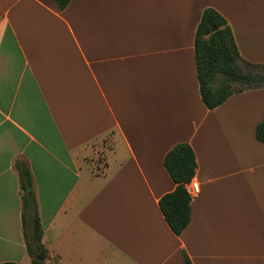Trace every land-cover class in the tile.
Here are the masks:
<instances>
[{"label": "crops", "instance_id": "obj_1", "mask_svg": "<svg viewBox=\"0 0 264 264\" xmlns=\"http://www.w3.org/2000/svg\"><path fill=\"white\" fill-rule=\"evenodd\" d=\"M206 8L264 65V0H0V264H31L25 192L46 264H264V88L205 108L194 38ZM179 143L199 191L176 236L158 201Z\"/></svg>", "mask_w": 264, "mask_h": 264}, {"label": "trees", "instance_id": "obj_2", "mask_svg": "<svg viewBox=\"0 0 264 264\" xmlns=\"http://www.w3.org/2000/svg\"><path fill=\"white\" fill-rule=\"evenodd\" d=\"M53 1L60 11L71 2ZM194 61L201 100L208 110L215 109L233 94L264 88V65L251 64L240 57L229 25L212 8L203 10L196 28ZM255 137L264 144V118L255 129ZM163 165L174 184V190L163 195L158 206L171 232L179 236L187 228L191 217V198L185 185L193 179L197 168L194 152L188 144L179 143L166 153ZM19 171L20 188L24 192L30 185V176L25 168ZM22 200L27 254L31 264H46L47 249L41 241L43 231L34 196L31 192H25ZM25 215L31 218L29 228H26ZM184 261L191 264L185 255Z\"/></svg>", "mask_w": 264, "mask_h": 264}, {"label": "built area", "instance_id": "obj_3", "mask_svg": "<svg viewBox=\"0 0 264 264\" xmlns=\"http://www.w3.org/2000/svg\"><path fill=\"white\" fill-rule=\"evenodd\" d=\"M185 189L191 199H193L199 191L198 183L195 181H190L185 185Z\"/></svg>", "mask_w": 264, "mask_h": 264}, {"label": "water", "instance_id": "obj_4", "mask_svg": "<svg viewBox=\"0 0 264 264\" xmlns=\"http://www.w3.org/2000/svg\"><path fill=\"white\" fill-rule=\"evenodd\" d=\"M212 31H214V28L212 29ZM29 189H26V191H28Z\"/></svg>", "mask_w": 264, "mask_h": 264}]
</instances>
